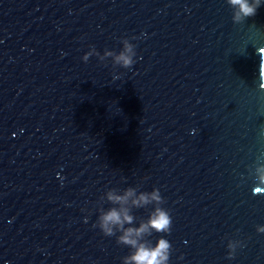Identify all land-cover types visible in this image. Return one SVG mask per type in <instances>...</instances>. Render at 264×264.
<instances>
[{
  "label": "water",
  "instance_id": "obj_1",
  "mask_svg": "<svg viewBox=\"0 0 264 264\" xmlns=\"http://www.w3.org/2000/svg\"><path fill=\"white\" fill-rule=\"evenodd\" d=\"M0 0V264H121L110 188H158L168 264H264V0ZM135 45L131 68L83 54ZM118 76L113 79V76ZM264 163V161H261ZM147 209H134L146 218ZM240 240L226 258L228 240Z\"/></svg>",
  "mask_w": 264,
  "mask_h": 264
},
{
  "label": "clouds",
  "instance_id": "obj_2",
  "mask_svg": "<svg viewBox=\"0 0 264 264\" xmlns=\"http://www.w3.org/2000/svg\"><path fill=\"white\" fill-rule=\"evenodd\" d=\"M226 3L232 8V22L241 23L246 17L256 14V10L261 5V0H226ZM139 39L136 36L130 38L122 37L120 43L121 49L116 52L105 49L103 54L94 47H90L81 57L83 62H87L90 57L95 56L104 63L111 58L113 66L122 68H131L135 63L136 56L135 45L130 40ZM261 52L264 49L258 50ZM260 68H264V56H261ZM118 76L114 75L113 79ZM264 89V82L260 84ZM259 137L264 140V125L259 128ZM256 163L250 170V175L254 177V186L252 193L264 194V151L259 152L256 157ZM101 202L107 201L111 207L105 209L102 206L97 207L98 216L93 224L105 237H115L116 243L129 248V254L121 257V264H168L172 245L164 237H158L153 244L149 239L153 233H169L172 226V217L169 210L162 207L165 203L158 188L153 187L151 191H138L137 188L127 187L123 190L110 188L106 190L99 198ZM146 218L137 217L133 214L134 209H147ZM257 233H264V225L256 226ZM240 240L229 239L226 245V258H234L236 249L243 247Z\"/></svg>",
  "mask_w": 264,
  "mask_h": 264
}]
</instances>
